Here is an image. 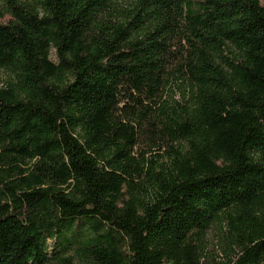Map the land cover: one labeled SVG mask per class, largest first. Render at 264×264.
Instances as JSON below:
<instances>
[{
  "label": "trees",
  "instance_id": "trees-1",
  "mask_svg": "<svg viewBox=\"0 0 264 264\" xmlns=\"http://www.w3.org/2000/svg\"><path fill=\"white\" fill-rule=\"evenodd\" d=\"M0 70V264H264L263 0H0Z\"/></svg>",
  "mask_w": 264,
  "mask_h": 264
},
{
  "label": "rangeland",
  "instance_id": "rangeland-1",
  "mask_svg": "<svg viewBox=\"0 0 264 264\" xmlns=\"http://www.w3.org/2000/svg\"><path fill=\"white\" fill-rule=\"evenodd\" d=\"M123 4V3H121ZM264 4V0H263ZM124 5V4H123ZM51 60L56 62V57L54 52H51ZM9 79L8 73L4 70H0V82H5ZM176 93H173L175 99H179V93L177 89H175ZM159 151H152L151 153H157ZM49 244L52 245L53 242L49 241ZM205 263L204 264H225L224 259L221 257V253L218 251L216 245V232L214 230L210 231L207 235V239L205 241Z\"/></svg>",
  "mask_w": 264,
  "mask_h": 264
}]
</instances>
